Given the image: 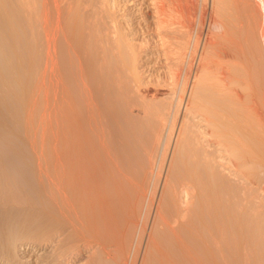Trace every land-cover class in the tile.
Returning <instances> with one entry per match:
<instances>
[{
	"label": "rangeland",
	"instance_id": "rangeland-1",
	"mask_svg": "<svg viewBox=\"0 0 264 264\" xmlns=\"http://www.w3.org/2000/svg\"><path fill=\"white\" fill-rule=\"evenodd\" d=\"M259 1L0 0V264H264Z\"/></svg>",
	"mask_w": 264,
	"mask_h": 264
},
{
	"label": "bare ground",
	"instance_id": "bare-ground-1",
	"mask_svg": "<svg viewBox=\"0 0 264 264\" xmlns=\"http://www.w3.org/2000/svg\"><path fill=\"white\" fill-rule=\"evenodd\" d=\"M53 1H55V0H53ZM115 1H116V0H115ZM120 1H122V4H126L125 1H127V0H118L119 3H120ZM149 1H150V3H151V6H152L151 9L153 10V13H154L153 17L155 18V21L153 20V23H154L153 25H154V27H155V29H156L155 32L157 31L156 34L159 35V39H160V42H161L160 44H161V46H163L162 48L164 49V54L167 55L168 58L170 57L169 55L174 54V55H173V57H174V56L178 53V51H177V49L174 50V51H171V50L175 49V45H174V48H173V45H172V47H171V45H170V44H171V43H170L171 41L169 42V41H168V38H167V36H170V35H167V34H168L167 32H169L170 29H173L172 27H174L173 25L176 24V23L180 26V27H179L180 29L183 28V29H186V30H187V29L190 27V26H189V23H190V22H188V20L190 21L189 16L191 17V15H190V14H191V13H190V9L187 11V12L190 13V14L188 15V17H185V16H187L188 13H186V14L183 16L184 13H182V12H184V8H189V7L185 6V7L183 8L182 6H183V4H184L185 2L182 4V0H181V4H179L180 6H178V3H176V6H173V7H171V6H172V4H173L174 2H173V3H170V2H172L173 0H171V1H170V0H149ZM165 1H166V3H165ZM167 1H169V3H170L171 6H170V5H167ZM174 1H175V2H179L178 0H177V1L174 0ZM184 1L187 2V0H184ZM188 1H189V0H188ZM251 1H252V0H251ZM123 2H124V3H123ZM247 2H248V1H247ZM255 2H257V4H258V0H255ZM261 2H262V1H261ZM261 2L259 1V4H264V3H261ZM119 3H118V4H119ZM250 3H251V2H250ZM186 4H187V3H186ZM255 4H256V3H255ZM257 4H256V5H257ZM173 5H175V4H173ZM257 6H259V5H257ZM116 7H117V6H116ZM176 7H179V8L181 7V8H183V11H182L181 8L178 9V8H176ZM262 7H264V6H262ZM112 8H113V5H112ZM250 8H251V7H250ZM256 8H257V7H256ZM259 8H260V6H259ZM260 9H261V8H260ZM114 10H115V9H114ZM186 10H187V9H186ZM186 10H185V11H186ZM246 10H247V8H246ZM256 10L258 11V9H256ZM262 10H264V9H262ZM262 10H261V11H262ZM117 11H118V10H117ZM96 12H97V11H95V12L93 13V15H95ZM113 12H114V11H113ZM113 12H110V13H109V11H108L109 14H105V15H107V16L104 15V19L107 18V19H106L107 21L103 19V13H102V17H101V18L106 22V24H107L108 20H110L109 22L112 21L111 24L108 22V25L103 24V26H102V28H103L104 25H105V29H106L105 32H106V31H108V32L105 33L104 30L100 29L101 32H104V33L107 35V36L104 35V38H102V37H103V36H102V37H101V38H102L101 40H99V39H100V36L98 37V38H99V39H98V44H102V43H103V44H102L103 48H104V46H106V45L108 44V42H109V39L107 38L108 40L106 41V38H105V37H109L111 33H112V36H113V34H117V32L119 31L118 28L115 29V28L117 27V26H116V25H117V24H116L117 22H115V21H118V20H117V17H119V16L117 15V12H116V11H115L114 13H113ZM191 12H192V11H191ZM211 12H212V11H211ZM46 13H47V12H46ZM100 13H101V12H99V15H101ZM111 13H112V16L110 15ZM253 13H254V12H253ZM97 14H98V13H97ZM97 14H96V16L98 17ZM118 14H119V13H118ZM210 14H211V13H210ZM259 14H260V13H259ZM259 14H258V15H259ZM262 14H264V12H262ZM179 15H180L181 17H180ZM256 15H257V13H256ZM108 16H111V17L108 18ZM251 16H252V15H251ZM92 17H94V16H92ZM246 17H247V16H246ZM258 17H259V16H258ZM186 18H189V19L187 20ZM256 18H257V17H256ZM260 18H261V17H260ZM96 19H98V20H96ZM102 19L95 18V20H94V18H92L91 20H94V22L92 23V22H90L91 20H90V21L88 20L90 23L88 22V23L85 24V25H90V26H89L90 29H91L92 27L94 28V26H91V24H96V21L101 22V23H104V21H103ZM121 19H122V18H121ZM176 19H178V20H176ZM179 19H180V20H179ZM252 19H253V18H252ZM101 20H102V21H101ZM146 20H147V19H146ZM258 20H259V18H258ZM260 20H262V19H260ZM118 22H119V21H118ZM146 22H147V21H146ZM146 22H145V23H146ZM261 22H264V20H262ZM246 23H247V22H246ZM259 23H260V22H259ZM97 24H98V23H97ZM112 24H114V25H112ZM115 24H116V25H115ZM142 24H143V23H142ZM147 24H148V22H147ZM150 24H152V23H150ZM177 24H176V26H178ZM81 25H82V24H81ZM81 25H80V27L76 28V29H77L76 31L78 32V34H79V31L84 32V33L86 32V31H83L82 29H79V28H81V27L83 26V25H82V26H81ZM101 25H102V24H101ZM120 25H122V24H120ZM126 25H127V23H126ZM148 25H149V24H148ZM153 25H152V27H153ZM248 25H249V23H248ZM257 25H258V24H257ZM261 25H264V24H261ZM114 26H115V27H114ZM123 26H124V24H123ZM123 26H122V27H123ZM143 26H144V25H143ZM146 26H147V25H146ZM216 26H217V25H216ZM86 27H87V26H86ZM89 27H87V28H89ZM147 27H148V26H147ZM150 27H151V26H150ZM150 27H149V28H150ZM260 27H261V26H260ZM95 28H96V29H99V27H98V28L95 27ZM100 28H101V27H100ZM149 28H148V29H149ZM261 28H262V27H261ZM261 28H260V29H261ZM90 29H89V30H90ZM183 29H182V30H183ZM92 30H93V29H92ZM116 30H118V31H117L116 33H114V31H116ZM96 31H97V30H96ZM120 31H121V30H120ZM109 32H110V33H109ZM132 32H133V30H132ZM132 32H131V33H132ZM186 32H187V31H186ZM84 33H81V34H84ZM87 33H88V32H87ZM89 33H90V32H89ZM92 33H93V32H92ZM104 33H103V34H104ZM107 33H108L109 35H108ZM134 33H135V31H134ZM97 34H99V33H97ZM97 34H95V37H97V36H96ZM169 34H170V33H169ZM261 34H264V32H262V30H261ZM88 35H89V34H88ZM100 35H101V34H100ZM80 36H81V35L79 34V36H78L77 38H79ZM121 36H122V35H121ZM92 37H93V36H92ZM118 37H119V36H118ZM262 37H264V36H262ZM77 38H76V39H77ZM88 38H89V37H88ZM116 38H117V37H116ZM128 38H129V37H128ZM128 38H127V39H128ZM79 39H80V38H79ZM104 39H105V40H104ZM121 39H122V37H121ZM127 39H126V40H127ZM129 39H130V38H129ZM129 39H128V41H129ZM169 39H170V38H169ZM96 40H97V39H96ZM102 40H103V41H102ZM112 40H113V39H112ZM123 40H124V39H123ZM80 41H81V40H80ZM105 41H106V42H105ZM116 41H117V43H118V42H119V39L116 40ZM76 42L79 43V41H77V40H76ZM89 42H90V41H89ZM99 42H100V43H99ZM101 42H102V43H101ZM77 43H76V52H78V49L80 48V45L77 44ZM83 43H84V42H83ZM83 43H80V44H83ZM93 43H94V42H93ZM95 43H96V42H95ZM105 43H107V44H105ZM117 43H116V44H117ZM88 44H89V43H88ZM118 44H119V43H118ZM118 44H117V46H118ZM121 44H123V42H122ZM126 44H127V43H126ZM128 44H129V43H128ZM172 44H173V43H172ZM94 45H95V44H94ZM110 45H111V44H110ZM124 45H125V44H124ZM100 46H101V45H97V47L99 48L98 52H101V51H102L101 53H102V55L104 56V53H103V52H104L105 50H101V47H100ZM108 46H109V45H108ZM108 46H106V49H107ZM81 47H82V46H81ZM125 47H126V46H125ZM177 47H178V46H177ZM177 47H176V48H177ZM179 47H180V45H179ZM89 48H90V47H89ZM131 48H132V47H131ZM80 49H81V48H80ZM86 49H87V48H86ZM104 49H105V48H104ZM179 49H180V48H179ZM108 50H109V49H108ZM116 50H117V49H116ZM176 51H177V52H176ZM105 52H106V51H105ZM113 52H114V49H113ZM121 52H122V51H121ZM246 52H247V51H246ZM117 53H118V52H117ZM131 53H133V51H132ZM119 54H120V53H119ZM102 55L100 54V57H101ZM105 55H106V54H105ZM108 55H109V54H108ZM110 55H111V54H110ZM138 55H139V54H138ZM76 56H77V57H76V59H77V58L79 57V52L76 54ZM103 56L101 57V58H103L102 60H104V57H103ZM121 56H122V55H121ZM176 56L178 57V55H176ZM176 56H175V57H176ZM261 56H262V55H261ZM100 57H99V59H98V62H99L98 65L100 64V62H102V60L100 59ZM109 57H110V56H109ZM115 57H116V56H115ZM114 59H115V58H114ZM166 59H167V58H166ZM112 60H113V59H112ZM173 60H174V59H173ZM76 61H77V60H76ZM171 61H172V60H171ZM77 62L79 63V65H81V64H80V58H78V61H77ZM77 62H76V63H77ZM112 62H113V61H112ZM114 62H115V61H114ZM123 62H124V61H123ZM81 63H82V62H81ZM96 63H97V61H96ZM102 63H103V62H102ZM252 63H253V62H252ZM103 64H104V63H103ZM77 65H78V64H77ZM77 65H76V69H77ZM79 65H78V69L76 70V74L79 73L80 75H76V76H78V77L81 76V78L79 77V78H80V80H79V78L77 77L76 79H78V80H76V81L80 82V83L78 84L79 86H83V82H84L85 80L89 79V78H86V76H85V75H87L86 73H85V75H83V72H82V71H83L84 68H83L82 66H81L82 68H79ZM96 65H97V64H96ZM121 65H123V64H121ZM116 66H117V65H116ZM258 66H259V65H258ZM79 69H82V71H81V70L79 71ZM107 69H108V68H107ZM258 69H259V68H258ZM78 71H79V72H78ZM84 71H85V70H84ZM77 72H78V73H77ZM172 72H173V71H172ZM175 73H176V72H175ZM87 77H88V76H87ZM95 77H96V76H95ZM95 77H94V78H95ZM84 78H85V80H84ZM92 78H93V77H92ZM252 78H253V77H252ZM93 80H95V79H93ZM87 81H88V80H87ZM87 81H85V83H86ZM81 82H82V83H81ZM85 83H84V84H85ZM76 85H77V82H76ZM78 85H77L78 88H80V89L83 88L84 91H82V92H84V93L87 92V94H85L84 96L81 95V94H84V93H81V92H80V98H82V101L84 102L85 107L87 106L86 108L89 109L90 111L87 110V111H89V112H87V111H85L86 109H85V110H82V111L80 110L79 112H81V113H79V112L76 111V112L78 113L76 119H77V120L80 119V116L83 115V112H84V111L87 112V113L84 112V114H85V115H86V114H87V115L90 114V115H89L90 117H86L85 115H83V116H85V118L82 117V116H81V118H82V120H83L84 122H85L86 118H87V119L89 118V119L87 120V122H85V123H87V124L89 123V125H87V126H88V129L90 128L91 130H93L92 127H89V126H94L95 123H96L95 125H98L97 122H96V120H97L96 118H98V114H99L98 112H99V109H98L97 104H96V105L94 104V102H96V100H95V99H91V98H94L93 93H91L93 97L89 96V94H90V93H89V90H88V89L86 90V88H85V86L87 85L86 87H88V88L91 90V92H93L92 89L90 88L91 86H89L88 83H86V85H84V87H79ZM84 88H85V89H84ZM76 89H77V88H76ZM85 90H86V92H85ZM77 94H78V93H77ZM91 94H90V95H91ZM86 95H87V98L85 97ZM82 96H83V97H82ZM90 97H91V98H90ZM84 98H86L85 101L88 99V100L86 101V102H88V103H87L88 105H86V103H85V101H84ZM93 100H95V101L93 102ZM92 103H93V107H94V105H95V107L97 106L98 112H97V110H96V112H97L98 114L95 113V109H96V108L93 109V107H92ZM88 106H89L90 108H88ZM78 109H79V107H78V105H77L76 110H78ZM82 109H83V108H82ZM93 111H94V112H93ZM255 111H256V113L258 114V116H259V114H260V115H264V113H262V112H264V111L261 112L260 109H259L257 106L255 107ZM79 115H80V116H79ZM95 115L97 116L96 118H95ZM259 117H260V116H259ZM83 118H84V119H83ZM90 118H91V119H90ZM94 118H95V119H94ZM260 118H261V117H260ZM262 119H264V117H262ZM82 120L80 119V121H78V122H80V123L82 122L81 124H83V125H81V129H82V126H84V128L86 129L87 126L84 125V123H83ZM89 120H91V121H89ZM88 121H89V122H88ZM90 122H92V125H90V124H91ZM78 124H79V123H78ZM78 124H77V121H76V127H77ZM79 126H80V124H79ZM79 126H78V127H79ZM99 126H100V124H99L97 127H99ZM78 127H77V128H78ZM97 127L95 126V128L98 130L99 128H97ZM93 128H94V127H93ZM95 128H94V129H95ZM81 129H80V127H79L78 130H76V133H77L79 130L81 131ZM85 129H84V130H85ZM90 129H89V130H90ZM80 131H79L78 133L81 135ZM86 131H87V130H85V132L83 131L84 134L81 135V139H79V138H80V135H78V137H76V139H79V140H77L78 142L76 143V149H77V144H79V143H80L79 146H80V145L83 146V144H84L83 141L85 140L83 136L85 135ZM81 132H82V131H81ZM88 135H89V134H88ZM82 138L84 139V140L82 141L83 143L80 141V140H82ZM100 138H101V137H100ZM90 140H91V139H90ZM79 141H80V142H79ZM85 141H86V140H85ZM103 141H104V140H103ZM81 143H82V144H81ZM94 144H95V143H94ZM78 148L81 149L82 147H81V148L78 147ZM77 150H78V149H77ZM77 150H76V151H77ZM80 151H81V150H79V152H80ZM79 152L77 151L76 153L78 154ZM76 156H77V155H76ZM78 156H79V154H78ZM76 158H78V161H79V157H76ZM76 161H77V159H76ZM77 163H78V162H77ZM82 174H83V173H82ZM77 175H78V174H77ZM78 185H79V184H78Z\"/></svg>",
	"mask_w": 264,
	"mask_h": 264
}]
</instances>
